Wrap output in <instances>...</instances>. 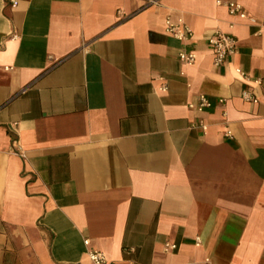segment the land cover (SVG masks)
<instances>
[{
    "label": "crops",
    "instance_id": "1",
    "mask_svg": "<svg viewBox=\"0 0 264 264\" xmlns=\"http://www.w3.org/2000/svg\"><path fill=\"white\" fill-rule=\"evenodd\" d=\"M216 31L238 40L221 65ZM91 249L264 264V0H0V264H91Z\"/></svg>",
    "mask_w": 264,
    "mask_h": 264
},
{
    "label": "built area",
    "instance_id": "2",
    "mask_svg": "<svg viewBox=\"0 0 264 264\" xmlns=\"http://www.w3.org/2000/svg\"><path fill=\"white\" fill-rule=\"evenodd\" d=\"M13 6L18 4V0H11ZM229 11L231 14L238 15L240 18L248 19L251 23H256L258 19L250 14H248L243 5L237 1L228 2ZM166 32L181 41H189L194 36L192 28L186 24L183 20L178 22L172 21L170 18L166 20ZM207 42L214 54L215 65L223 64L228 56L234 54L237 51V37L228 32L216 31L207 38ZM180 59L187 64H193L197 59V54L195 51H181L179 53ZM238 74H240L244 79H249L248 74L240 67L236 68ZM260 78L256 79V83H261ZM163 90H167V86L163 85ZM243 98L246 100H251L253 102H258V98L249 89H245L242 94ZM224 98L220 99L223 102ZM213 103L211 99L206 94H201L197 102H191L189 106L191 108H196L199 111H204L212 107ZM193 126L200 127L204 132L208 130L209 124L204 120H200L197 123H193ZM232 132L229 128L226 129V135H231ZM199 239V238H198ZM86 244H89V239L85 240ZM176 248V244L167 243L165 246L166 250H173ZM91 264H113L105 253L98 249H91L88 252ZM132 264H137L132 262Z\"/></svg>",
    "mask_w": 264,
    "mask_h": 264
}]
</instances>
